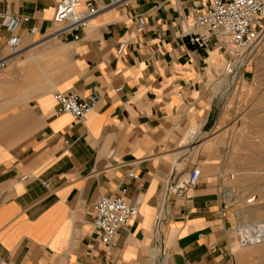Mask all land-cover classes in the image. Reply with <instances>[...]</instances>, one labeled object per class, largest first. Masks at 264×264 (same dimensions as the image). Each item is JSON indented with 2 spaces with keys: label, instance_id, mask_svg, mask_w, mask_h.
Returning <instances> with one entry per match:
<instances>
[{
  "label": "crops",
  "instance_id": "obj_1",
  "mask_svg": "<svg viewBox=\"0 0 264 264\" xmlns=\"http://www.w3.org/2000/svg\"><path fill=\"white\" fill-rule=\"evenodd\" d=\"M193 1L213 2L131 0L74 41L53 23L59 0H1L29 21L18 55L0 69V264H240L214 167L184 196L165 194L177 166L198 170L177 149L218 123L210 93L225 80L221 50L183 37ZM140 17L147 24L137 33ZM8 38L0 27V61ZM56 91L100 101L79 121L56 114ZM113 195L139 214L109 249L95 240L94 206Z\"/></svg>",
  "mask_w": 264,
  "mask_h": 264
},
{
  "label": "built area",
  "instance_id": "obj_2",
  "mask_svg": "<svg viewBox=\"0 0 264 264\" xmlns=\"http://www.w3.org/2000/svg\"><path fill=\"white\" fill-rule=\"evenodd\" d=\"M130 2L131 0H87L83 3L81 0H59L53 23L58 26L60 35L72 34L74 41H79L92 20L101 12L129 7ZM191 11L193 13L191 22L184 15V39L197 50L209 52L215 48L220 49L226 58L228 74L233 75V78L239 77L264 47V0H213L209 5L193 1ZM28 21V17L12 15L0 9V27L9 35L8 56L0 61V69H5L18 55L22 44L19 31ZM146 24V19L140 17L136 27L137 33H142ZM36 32L37 28L31 29L32 34ZM126 46V43H121L117 53L122 55ZM121 90L119 88L117 92ZM54 99L57 115L69 114L79 121H85L100 101L97 94L82 98L75 93L61 91L55 92ZM129 178L137 180L138 176L130 173ZM201 178V171L195 169L182 184L174 188L172 191L174 196H184L186 191L198 185ZM234 179L233 175L220 176L222 182ZM222 200L224 212L232 211L237 201L223 188ZM252 202L253 200H249L247 204ZM94 211L95 240L109 249L116 248L120 231L139 214L137 205L131 203L125 196L117 195L101 196L94 206ZM160 229L161 221L158 220L155 226L156 239L160 236ZM232 234L240 248L264 243V225L233 226Z\"/></svg>",
  "mask_w": 264,
  "mask_h": 264
},
{
  "label": "rangeland",
  "instance_id": "obj_3",
  "mask_svg": "<svg viewBox=\"0 0 264 264\" xmlns=\"http://www.w3.org/2000/svg\"><path fill=\"white\" fill-rule=\"evenodd\" d=\"M223 74V83L210 93V99L217 100L218 123L212 131L199 133L197 140H190L177 152L192 153L191 161L202 178L214 167V178L220 187L241 198L232 207L234 227L264 225V47L239 77L228 74L226 62ZM177 169L180 177H188L183 166ZM222 175H233L235 179L222 182ZM169 187L173 188V184ZM249 200L253 202L247 204ZM235 246L241 251L240 264H264V243L247 248Z\"/></svg>",
  "mask_w": 264,
  "mask_h": 264
},
{
  "label": "bare ground",
  "instance_id": "obj_4",
  "mask_svg": "<svg viewBox=\"0 0 264 264\" xmlns=\"http://www.w3.org/2000/svg\"><path fill=\"white\" fill-rule=\"evenodd\" d=\"M215 50H218V48H215ZM242 82V81H241ZM196 132V131H195ZM194 132V133H195ZM194 136V135H193ZM181 178V179H180ZM177 181H174V183H173V188L172 187H168V190H166V193L165 194H169V193H171L173 190H174V188L176 187V186H179L180 184H182L183 183V181L184 180H186L187 179V176H182V177H180ZM228 190V189H227ZM232 192H233V190H231ZM230 191V192H231ZM231 192V193H232ZM173 193V192H172ZM230 194V193H229ZM172 195V194H171ZM170 195V196H171ZM230 196L231 197H234V198H236L237 200H241V198H239V197H237L236 195H234V194H230Z\"/></svg>",
  "mask_w": 264,
  "mask_h": 264
}]
</instances>
